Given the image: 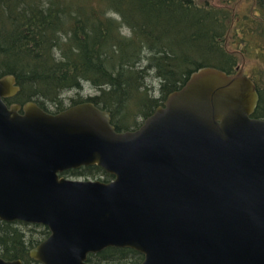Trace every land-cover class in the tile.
<instances>
[{"label": "water", "instance_id": "1", "mask_svg": "<svg viewBox=\"0 0 264 264\" xmlns=\"http://www.w3.org/2000/svg\"><path fill=\"white\" fill-rule=\"evenodd\" d=\"M17 90L0 76V220L47 228L30 258L90 264L116 247L139 264H264V119L242 65L198 68L123 131L89 101L6 105ZM90 165L112 178L60 175Z\"/></svg>", "mask_w": 264, "mask_h": 264}, {"label": "trees", "instance_id": "2", "mask_svg": "<svg viewBox=\"0 0 264 264\" xmlns=\"http://www.w3.org/2000/svg\"><path fill=\"white\" fill-rule=\"evenodd\" d=\"M218 1L0 0V76L12 75L18 88L4 102L33 101L56 113L89 101L109 112L115 130H131L193 71L213 67L232 74L240 65L244 70L238 60L247 57L255 61L243 72L257 93L251 117L264 119V0H247L248 17L243 13L242 22L236 15L232 27L227 5L238 0ZM229 34L238 35L237 49H226ZM149 75L158 80V98L148 95L144 79ZM83 84L96 93L71 97L64 105L61 93ZM127 115L133 116L131 123L123 121ZM60 175L112 178L95 165ZM47 235L40 224L0 220V257L40 264L28 250ZM141 258L133 249L116 247L86 255L90 264H137Z\"/></svg>", "mask_w": 264, "mask_h": 264}, {"label": "rangeland", "instance_id": "3", "mask_svg": "<svg viewBox=\"0 0 264 264\" xmlns=\"http://www.w3.org/2000/svg\"><path fill=\"white\" fill-rule=\"evenodd\" d=\"M201 1H204V0H201ZM210 2L216 4L218 0H209ZM218 4L219 5H222L219 3L218 1ZM228 8L232 9V19H231V23H230V27L232 26H235V24L238 22L237 21V16L240 18L239 20L240 21H244L243 17L241 16L243 13L246 14V17H248V9H250V2L247 1V0H238L236 4H228L227 5ZM237 15V16H236ZM240 15V16H239ZM247 20V19H245ZM231 33V32H230ZM238 35L235 34V35H227L226 38H224V45L226 47V49H229V50H234V49H237L236 47H238ZM262 45H264V40L262 42ZM228 51V50H227ZM241 63H243V66H244V70L243 72L245 74H247L249 71V68L251 67V65H254L255 61L254 60H248L247 57H244V58H240L238 60V65L239 66ZM144 83L150 87L148 88L147 90L149 91L148 92V95L151 97H154V98H158V95H159V91H158V80L156 78H154L152 75H149L148 77H146L144 79ZM96 91H94L91 87H89L87 84H83L82 88L78 91H75V90H69V91H64L61 93V98H62V103L65 105V104H68L70 101H69V98L71 97H75V98H85L89 95H93L95 94ZM134 108V105H131L130 104V109L132 110ZM48 110H52L51 107H48ZM128 120L129 123L132 122L133 120V116L131 115H127V118L124 117L123 118V121H126ZM141 118H137V123L140 122ZM69 177V176H67ZM69 178H74V177H69ZM76 178H81V177H76Z\"/></svg>", "mask_w": 264, "mask_h": 264}, {"label": "flooded vegetation", "instance_id": "4", "mask_svg": "<svg viewBox=\"0 0 264 264\" xmlns=\"http://www.w3.org/2000/svg\"><path fill=\"white\" fill-rule=\"evenodd\" d=\"M164 100V99H163ZM3 101H4V99H3ZM163 102V101H162ZM162 102H161V104H162ZM6 104V103H5ZM11 104H13V103H11ZM14 104H18V103H14ZM6 105H10V104H6ZM18 105H22V104H18ZM18 112H20V110L18 111ZM65 177V176H64ZM79 179H89V178H79ZM96 180H98V179H96ZM101 181V180H100ZM109 181V180H108ZM43 240V239H42ZM40 242V241H39ZM35 246V245H34ZM31 249V248H30ZM29 249V250H30ZM29 250H28V252H29ZM141 257H142V255H141ZM142 259V258H141ZM12 260H14V259H12ZM19 260V259H18ZM141 261V260H140ZM139 261V262H140ZM21 262V261H20ZM22 264H26V263H23V262H21ZM27 264H33V263H31V262H29V263H27ZM137 264H139V263H137Z\"/></svg>", "mask_w": 264, "mask_h": 264}]
</instances>
